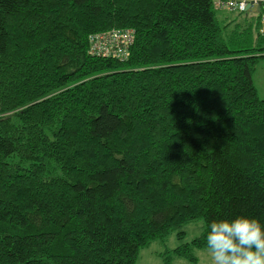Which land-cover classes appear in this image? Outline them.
Masks as SVG:
<instances>
[{
  "label": "trees",
  "instance_id": "obj_1",
  "mask_svg": "<svg viewBox=\"0 0 264 264\" xmlns=\"http://www.w3.org/2000/svg\"><path fill=\"white\" fill-rule=\"evenodd\" d=\"M215 11L0 0V264H134L199 218L203 232L171 249L194 263L213 219L264 223V99L251 77L264 31L256 14L241 12L255 19L241 27ZM114 27L133 30L126 60L90 55L87 35Z\"/></svg>",
  "mask_w": 264,
  "mask_h": 264
},
{
  "label": "clouds",
  "instance_id": "obj_2",
  "mask_svg": "<svg viewBox=\"0 0 264 264\" xmlns=\"http://www.w3.org/2000/svg\"><path fill=\"white\" fill-rule=\"evenodd\" d=\"M206 249L211 264H264V223L238 214L207 225Z\"/></svg>",
  "mask_w": 264,
  "mask_h": 264
},
{
  "label": "rangeland",
  "instance_id": "obj_3",
  "mask_svg": "<svg viewBox=\"0 0 264 264\" xmlns=\"http://www.w3.org/2000/svg\"><path fill=\"white\" fill-rule=\"evenodd\" d=\"M215 18L218 24H224L231 20L230 26L237 24L241 27L253 25L255 20L254 16L251 17L245 15V13L239 14L237 12H228L221 9L215 11ZM254 35L255 31L253 32V36ZM260 53H264V51ZM251 77L257 96L264 99V56L258 57L255 61ZM202 232L203 221L199 218L176 225L172 227L170 232L164 237L155 239L148 243L147 246L141 247L137 252L134 264H163L164 257H168L170 264H211V257L206 248L194 249L192 251L197 257L194 263L171 254V249L184 242L190 241L193 237L200 235ZM179 233L181 234L179 235Z\"/></svg>",
  "mask_w": 264,
  "mask_h": 264
},
{
  "label": "built area",
  "instance_id": "obj_4",
  "mask_svg": "<svg viewBox=\"0 0 264 264\" xmlns=\"http://www.w3.org/2000/svg\"><path fill=\"white\" fill-rule=\"evenodd\" d=\"M212 8L237 13L249 12L259 19L258 30L264 31V0H211ZM88 53L99 57H110L115 60H126L134 40L131 28H110L91 32L87 35Z\"/></svg>",
  "mask_w": 264,
  "mask_h": 264
}]
</instances>
